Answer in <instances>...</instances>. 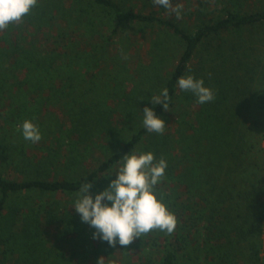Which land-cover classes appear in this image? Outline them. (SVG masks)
I'll return each instance as SVG.
<instances>
[{
    "label": "trees",
    "instance_id": "1",
    "mask_svg": "<svg viewBox=\"0 0 264 264\" xmlns=\"http://www.w3.org/2000/svg\"><path fill=\"white\" fill-rule=\"evenodd\" d=\"M39 1L45 5L48 21L10 23L0 33V123L13 128L27 119L40 132L48 127L50 133L62 125L56 128L57 124L47 123L49 107L64 108L68 117H76L75 135L69 139L72 149L67 152L46 149L34 157L26 154L22 143L19 147L20 129L14 135L0 133V162L8 158L9 165H22L25 170L24 177L18 178L0 166V264H98L100 256L106 259L99 264H153L156 260L178 264L180 259L187 264H233L228 263L230 259L236 264H264V58L256 45L260 40L264 44V7L241 13L229 6L201 4L188 9L183 5L182 18L176 19L175 13L157 15L147 0ZM139 4L151 9L146 14L134 11ZM101 16L108 21H97ZM135 24L168 31L175 37L173 42L183 46L162 84L170 97L166 111L160 104L148 102L146 106L161 118L176 107L177 98H184L187 113L178 120L176 130L165 123L163 134L149 133L142 123L93 170L46 178L51 165L63 158L77 163L74 157H86L97 144L115 141L130 119L125 114L119 127L111 116L119 115L116 110L121 108L133 112L141 102L142 90L135 89L133 100L109 108L106 116L92 109L93 105L79 102L78 114H70L77 96L84 100L88 90L78 70L86 49L76 41L79 29L109 25L106 46L110 47L122 33L130 40L128 27ZM86 34L91 36L86 46L101 51L103 45H94V35ZM226 34H247L254 54L233 63L230 72L225 70V60L218 62L229 43ZM146 52L152 63L149 69L166 64L172 68L173 49L167 38L158 35ZM188 75L202 79L221 102L199 104L193 93L181 91L177 80ZM193 105L194 113L190 111ZM136 150L151 152L156 162L161 158L167 162L153 192L176 218L171 233L153 229L127 246L117 243L111 251L106 241L93 238L95 229L82 222L78 213L32 195L77 196L85 183H91L89 191L95 194V184L108 183L123 156Z\"/></svg>",
    "mask_w": 264,
    "mask_h": 264
},
{
    "label": "rangeland",
    "instance_id": "2",
    "mask_svg": "<svg viewBox=\"0 0 264 264\" xmlns=\"http://www.w3.org/2000/svg\"><path fill=\"white\" fill-rule=\"evenodd\" d=\"M146 2L153 5V11L154 13H157V15L169 16V14H167L169 11L164 10L162 6H154L153 0H147ZM171 2L173 7H175L177 4H180L185 5L186 7H188V9H194L195 6L201 4L208 6V8L229 6L241 13L251 12L264 7V0H171ZM149 9H151V7H146L145 5L139 4L138 6H136V8H134V11L146 14ZM44 10L45 5L37 0L36 5L31 8L29 14L23 17L22 21H24L25 24L28 23V21H48L47 17L44 15ZM184 11L186 12V8H184ZM39 17H41V19H38ZM97 19V21H108L102 16L98 17ZM139 28L143 29V31L139 32ZM128 29V34L131 37L130 40L126 39V41L125 36H122V34L125 33H122L121 35H118V38L114 39L111 42L113 43V45L107 47L106 43H108L109 41L107 39L110 33L109 25H107L106 27L102 25L96 27L91 26L89 28L88 26H81V28L79 29L81 35L77 37L76 41H81V43L83 44V48L86 47V49L80 55L81 59L78 61V70L82 74L80 79H85L84 82H81L88 90L87 96L84 98V100L80 99V96H77V98L75 99L76 103H73V105H75L74 110L70 111V114H78L77 112L79 111V108L76 106V104L79 102L88 104L90 106L93 105L92 109L96 110L99 113L102 112V114L106 116L108 114L109 108L113 109V107H117V105H119L118 103L120 102L128 101L130 99L133 100V97H136L134 96L135 89L142 90L141 92H139V99L141 100V102L139 103V108H135L133 112H125L123 108L117 109L116 113H118L119 115H116L114 113L113 116H110L119 125V127L122 126V118L125 117V114L127 115V118L130 119V123L124 125V130L116 135L115 141H111L110 143L105 142L97 145L95 144L96 147L94 146L93 150L88 151L89 156L87 153L86 157L83 158L74 157L77 160V163L74 162L71 164V159L73 158H71L70 160H65V158H63L60 164H53L51 165L52 167L50 166L51 170H49V172L46 174V178H61L66 174L69 175L70 172L76 173V171H79L80 174H83L95 169L99 164L100 159L105 158V156H108L114 150L118 149L120 145H122L130 137V135H132V133L142 125L144 118L143 109L147 107V103L151 102L153 97L160 96L162 91V84L171 73V69H173L174 64L177 63L178 57L183 50V46L176 45L173 42V39L175 38L174 35L168 31H162L160 28H145L139 27V25L135 24L128 27ZM3 30H0V33ZM86 31L94 35L92 38H96L94 45H103V49L101 51H97L93 48L91 49V46H86L87 44H89V39L91 38L89 34H86ZM158 35H161L163 39L167 38L172 46L173 52L171 54V59L173 66L171 68L166 64V66L164 65L163 67L158 66L153 71L152 69H149L152 67V63L149 61V56L146 51L155 42ZM226 35L227 41H229V43L221 52V57L219 56L218 62L219 64H221V61L225 60V63L227 64V68H225V70L230 72L231 68H233V63H236L238 60L244 59L247 56H251L252 58L254 57V54L251 52V46L249 45L247 34H245L244 36L243 34H238L231 37H229V34ZM1 44L7 45L5 41H1ZM231 44H235V48L234 46H232L229 49V46ZM256 45L259 50H261V53L259 52V54L262 56V58H264V44L262 40L256 43ZM244 47L248 51H245ZM93 50H95V52ZM8 67L9 65L6 64L5 68ZM152 72L153 77L150 78L149 75H151ZM222 76L228 77L224 72ZM211 90H213V88H211ZM228 98H230V95L227 97V99ZM215 100L221 102V99L215 97L212 102ZM185 105L186 103L184 102V98H177L176 107L171 108L163 117H161V119L165 120V123H167L168 126L176 130V127L178 126V120L182 115L187 113V106L183 110V107ZM195 107L196 106L193 105L190 111L194 113ZM45 110L46 108L44 109V111ZM105 110L106 114H104ZM127 113L130 115H128ZM68 114L69 111L64 108L56 109L49 107V111L46 116V120H48L47 123H52L54 125L57 124L56 128L62 125L61 128L56 130L54 129V132L50 133L48 131L51 130H49L48 127L45 129L43 128L42 130L44 132H40L42 139L37 143H32L30 141L24 140L21 133L18 136L21 139V141H18L19 147L22 143L24 145L26 154L28 156L34 157L42 156L41 154L43 152L46 153V149L55 151L59 150L60 152H62V154L67 152L68 149H72L71 146H69V139L75 135L72 129L76 126V123L73 120L76 117H68ZM58 121H60L62 124L57 123ZM0 125L2 126L3 124L0 123ZM20 126L16 125L12 128L3 125V128L0 129V133L2 135H8L9 133L12 134V132L13 135L14 133L17 134V132L14 131L20 129ZM55 138H57L58 140L56 141ZM18 144L16 145V147L18 146ZM262 147L264 148V140L262 141ZM134 153L139 154L138 150H136ZM59 154L61 155V153ZM8 162H10L8 158L2 160V162H0V166L2 167L1 169H4V171H6L5 173L9 176L10 174H15V177L23 178L25 175L24 167L22 165H18L15 167L14 163L9 165ZM121 164L122 162L119 163L117 167L112 169L109 174L108 183H98V185L96 183L95 186L97 192L94 194L93 190L89 191V194L94 197L96 194L105 190L108 187V184H110L112 178H116L115 175L117 174ZM32 195L40 197L36 200H40L46 204H55L60 208L64 206L70 211V213H76L75 209L73 208L74 203L77 199L76 195L70 196L63 193H57L55 195L49 193ZM107 203L110 204V202ZM89 239L92 240L91 238ZM261 240L264 241V232L261 236ZM110 248L111 251L115 249V247L113 246H110ZM105 259L106 258L104 256H100V261H104ZM231 262L233 264H236L230 259V262L228 263ZM153 264H158V260H156V262H154ZM178 264L187 263L180 259L178 261Z\"/></svg>",
    "mask_w": 264,
    "mask_h": 264
},
{
    "label": "clouds",
    "instance_id": "3",
    "mask_svg": "<svg viewBox=\"0 0 264 264\" xmlns=\"http://www.w3.org/2000/svg\"><path fill=\"white\" fill-rule=\"evenodd\" d=\"M36 3L37 0H0V30L7 28L10 23L22 22ZM153 4L164 7L169 14L175 13L176 19L182 18L183 5L173 7L171 0H153ZM177 85L181 91L193 93L199 104L214 99L213 91L204 86V81L192 75L179 77ZM161 96L163 99L160 96L153 97L151 103L163 105L166 111V101L170 98L167 88L162 90ZM143 113V127L149 133L163 134L164 120L149 107H145ZM20 130L26 141L37 143L42 139L38 126L30 120H24ZM166 167L167 162L163 158L156 162L151 152L125 154L116 178L94 198L89 194L91 183L83 184L73 208L82 222L95 229L93 238L115 247L117 243L127 246L153 229L173 232L176 218L153 192L154 186L163 178Z\"/></svg>",
    "mask_w": 264,
    "mask_h": 264
}]
</instances>
